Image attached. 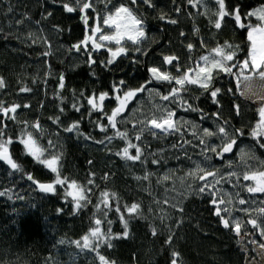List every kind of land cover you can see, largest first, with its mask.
I'll return each instance as SVG.
<instances>
[{"label": "trees", "instance_id": "trees-1", "mask_svg": "<svg viewBox=\"0 0 264 264\" xmlns=\"http://www.w3.org/2000/svg\"><path fill=\"white\" fill-rule=\"evenodd\" d=\"M227 2H241L245 10H248L264 3V0ZM206 3L209 8H215L214 0H206ZM152 4L153 7H148L138 2L135 6L145 21L146 39L140 45L141 51L136 52L132 50L133 46L128 45V54L118 57L114 64L105 68L100 61L106 60L109 54L102 49L93 52L97 63L89 68L85 63L86 54L71 50L72 45L84 35V26L78 14L65 13L52 0H0V77L5 81V87L0 88V103L5 106L21 105L15 113V121L2 115L0 121L7 124L6 132L14 140L9 150L22 169L10 175L11 170L0 162V191L7 192L0 196V264H98L94 253L80 252L74 245H61L58 241L79 239L92 226L94 215L101 217L95 205L99 203L102 191L115 193V198L110 201L113 209L117 204L122 212L124 205L139 203L141 206L140 215L130 219L129 238L114 240L111 249L106 246L100 249L101 254L116 264H170L173 250L180 253L181 264H246V256L239 247L238 237L233 231L225 229L213 214V206L209 203L211 196L198 192L204 182L198 179L201 174L197 171L199 165L206 171H217V179L224 177L221 180L224 191L230 189L233 194L235 189L232 184L240 183L236 191L239 196L251 201L248 204V209L253 208L251 216L256 214L254 209L264 207L263 194L248 196L244 186L251 182L247 181L243 185L242 179L245 171L243 167L247 164L253 162L259 170L264 168V149L249 135L257 119V107L238 95L233 97L226 93L228 87L234 88L230 77L220 74L214 82L216 87L225 90L220 97L221 120L211 115L217 111V106L212 104L207 93L197 86L189 85L188 91L182 93L183 98L194 107L202 109L207 116L201 120L200 112L184 111L177 100L173 110L181 131L172 134L157 132L154 137L150 130L145 129L140 141L135 140V135L142 127L137 121L150 117L156 111V105L148 104L145 91L138 93L118 118V128L127 131L132 142L142 147L141 161H126L115 155L116 151L125 146V142L119 138H114L110 143H95L103 140L105 135L114 136V131L109 128L104 133L96 127V121L103 124H107V121L100 112L89 115V106L80 97L81 92L85 96L93 92H109L110 98L105 100L104 108L110 113L117 104L112 93L114 83L124 80V90L137 88L152 80L148 69L154 66L173 75L177 74L174 67L162 64L163 55L179 56L178 63L183 71L193 67V61L207 54V50L217 43L227 40L245 47L246 34L234 29L232 21H228L227 26L218 32L211 27L209 17L202 14L204 9L192 8L187 0H152ZM98 7L102 8V5ZM177 7L181 9L179 13L175 11ZM48 11L53 15L45 19ZM161 15L166 19L161 20ZM25 16L28 18L25 19ZM21 19L24 22L17 24ZM168 19H176L178 23L170 24ZM54 25H58L62 31L55 30ZM181 31L185 36H180ZM201 41H204L206 47H201ZM188 43L194 45L191 53L187 50ZM45 52L50 54L45 56ZM93 72L95 75L91 74ZM61 74L65 77L63 90L57 86ZM173 86L152 80L146 90L164 95ZM22 87L32 91L21 92ZM57 92L63 100L57 97ZM159 101L160 97H157L154 103ZM233 101L241 105L239 116L231 109ZM73 103L83 105L80 112L71 107ZM25 104L30 107H23ZM60 108L64 109L63 113ZM127 114H131V118L125 117ZM56 117L60 118L59 124L53 122ZM223 120L229 121L227 127L230 135L235 134V129H241L244 135H236L233 154H224L221 158L210 151L205 152V144H200V138L207 145L217 144L219 150L221 137H204L202 130L208 128L215 131ZM37 121L42 131L38 132L31 127L27 130L44 147H47L48 140L57 145L55 150L49 151L62 153V175L91 189L87 193L91 203L75 215L70 199L65 202L64 189L57 186L55 195L42 194L26 178V174L31 173L41 182L53 179L50 171L26 154L18 140L25 128L24 122L31 125ZM75 121L80 123L78 131L65 132L64 128ZM133 124H136L135 128ZM194 132L196 135H193ZM85 136H91L92 139L86 140ZM131 151L135 154L134 149ZM241 152L243 159L238 156ZM153 159L160 162L152 164ZM190 172L196 175H189ZM230 172H236L240 179L229 177ZM105 174L107 179L104 178ZM145 175H148L147 180L143 179ZM89 179H93L94 184L89 185ZM229 191L224 194L228 195ZM19 197L24 199L20 200ZM166 200L168 203H164ZM228 207L232 208L233 214L240 212L236 210L240 209L237 201ZM181 208L182 212L179 210ZM57 209L63 211L58 213ZM237 216L241 221L251 218L245 213ZM108 219L113 221L111 228L114 233L122 231L119 216L114 210L109 211ZM102 227L106 229L108 226L104 224ZM153 228L157 232L155 236L152 235ZM244 233L256 236L259 231L245 224L241 235L245 236ZM169 235L173 236L171 244L165 243ZM246 245H250L249 240H246Z\"/></svg>", "mask_w": 264, "mask_h": 264}, {"label": "snow or ice", "instance_id": "snow-or-ice-1", "mask_svg": "<svg viewBox=\"0 0 264 264\" xmlns=\"http://www.w3.org/2000/svg\"><path fill=\"white\" fill-rule=\"evenodd\" d=\"M139 3H143L148 7H153L152 0H52L54 5L62 8L65 13L78 14L79 20L84 26V35L81 40L72 45V49L76 52H83L87 56L85 63L91 68L97 63V60L93 57V52H99L104 49L108 52V58L100 61V64L107 68L116 62L117 58L122 55H127L130 51L128 45L133 46L134 51L140 52L141 43L146 39V31L144 28L143 16L138 14L135 10V6ZM187 3L192 8H203V15L209 17V23L212 28L221 31L227 26L228 21L233 22L234 29L242 30L245 32V47H241L240 44L225 40L222 43H217L216 46L207 50V54L199 56L193 61V67H187L183 71L179 65V56L177 55H163L162 64L169 65L175 68L176 75L171 72L164 71L161 67H150L148 72L150 73L152 80L159 82H167L174 84L167 94L160 95L162 101L175 102L179 101V106L183 107L184 111H193L201 113V120H203L207 113H204L202 109L194 107L186 99L183 98L182 93L188 91L189 85L197 86L202 89L204 93H207L211 99L212 104L217 106V111L211 113L216 120H221V95L225 91L221 87L215 86V81L220 74L231 78V82H234V88L228 87L226 93L233 97L240 96L247 100L256 103V121L251 126L249 135L264 149V3H261L255 8H249L245 10L241 2L235 4H229L227 0H214L215 8H209L206 0H187ZM98 5H102L99 8ZM180 8L177 7L175 11L180 12ZM9 11H12L9 8ZM91 13V15L89 14ZM53 13L48 11L45 15V19L51 17ZM28 17L25 16V19ZM161 20H165L166 17L161 15ZM23 19L18 20L17 24H22ZM168 23L177 24L178 20L168 19ZM39 23V21H37ZM55 30L62 31L58 25L53 26ZM70 30V29H69ZM199 31V29H195ZM180 36H185L183 31L180 32ZM201 47H206L204 41L200 42ZM114 45L115 47H110ZM50 47V45H49ZM194 45L192 43L187 44V50L189 53L193 51ZM49 52H45L44 55H49ZM95 75V73H91ZM152 80L146 81L145 84H141L137 88H129L124 90L122 86L125 85L124 80H120L118 84L112 85V93L117 102L110 113L105 111L104 102L110 98L109 92H93L88 96H85L84 92L80 93V97L85 99L89 106V115L92 112H100L103 114V118L106 119L107 124L96 121V127L101 132L107 133L109 128L114 131V136L105 135L103 140H97L95 143L105 144V141L111 142L114 138H119L125 142V146L119 151L115 152L116 156L121 157L126 161L137 162L141 161L143 155V149L140 145L133 143L129 138L127 131H121L118 128V120L122 113L127 109L128 103L134 99L138 93L144 92L147 89V84H150ZM58 89L63 90L65 88V77L61 74L58 78ZM5 87V81L0 77V88ZM21 92H30L32 89L22 87ZM159 95V93H157ZM57 97H60L57 92ZM83 105L79 103H73L71 107L80 112ZM21 105L14 104L11 106H5L0 103V115L13 121L16 120L15 113ZM23 107H30L25 104ZM231 109L237 116L241 115V105L235 101L231 104ZM60 112L63 113L64 109L60 108ZM157 113H159L157 115ZM175 110L165 106H156V111L150 117H146L144 120L137 121L141 124L139 132L135 135V140L140 141L142 133L145 129L151 131L152 136H157V131L161 134H172L181 131V125L176 120ZM59 124L60 118L56 117L53 121ZM184 123H187L186 121ZM25 128L22 130L21 135L18 137L19 143L23 145L26 154L33 158V160L42 165L45 169L53 174V179L50 182H41L37 180L31 173L26 174L28 181H31L36 189L42 193L53 194L57 193V186L64 189L63 195L65 202L72 204L73 214H77L87 204L91 203L87 193L91 192L90 188H85L79 184L76 180H70L67 176H63L60 171V161L62 153L59 151H52L57 148V145L48 140L47 147L40 145L36 137L31 131H28V127L39 131H42L39 121L28 125L24 122ZM229 121L223 120L222 123L217 125L215 131L208 128H204V137H213L219 135L222 139L219 150L217 146L207 145L203 138H200V144H205V152L215 153L217 156L223 158L225 153L233 151L234 146L237 143L236 135H244L241 129H235L234 135H230L228 131ZM80 127L79 121L71 123L64 128L65 132L73 133L77 132ZM136 127V124H133ZM7 124L0 121V161L6 164L10 169V175L14 172L22 171L21 165L13 159L10 153V145L14 143L12 136H9L6 132ZM193 135H196L194 132ZM86 140L92 139L91 136H85ZM184 143H190L185 141ZM177 145H173L176 147ZM132 149L135 150V154L132 153ZM247 155V154H245ZM251 158V157H249ZM243 159V157H242ZM160 161L153 159L152 164H158ZM91 164V161H88ZM231 167V165H229ZM197 171L201 173L198 176L200 181H204L199 188L198 192L203 194L207 193L211 196L209 203L213 206V214L219 218L225 229L233 231L236 236H241L242 229L245 224L251 225L253 229L258 230L262 238H264V219L258 222L257 218H250L246 221H241L238 218L232 216V208L228 207L233 203L232 198L229 196L225 199L224 195L219 194V190L216 185L221 183L224 179L220 176L217 179V171H206L204 168L197 166ZM94 175V174H92ZM189 175H196L195 172H190ZM229 177H236L237 180L240 176L236 172L228 173ZM212 178L211 181L209 178ZM107 179V174H105ZM168 177L166 176L165 179ZM139 179V177L137 178ZM143 179L147 180L148 175H145ZM242 179L244 181H250L245 185V190L250 194L264 193V168L260 170H245L242 173ZM89 185L94 184L93 179L87 181ZM6 191H0V196L6 195ZM239 194L237 193V196ZM115 198V193H109L108 191H102L100 193V201L95 205L96 212L101 213V217H93L92 226L84 233L79 239L58 241L59 244H71L80 252L87 251L94 253L98 264H116L114 260L109 259L107 256L101 254V247L106 246L108 249L114 247V240L128 239L130 235V219L140 215L141 206L139 203H132L131 205H124V211H121L119 204L113 209L111 199ZM23 200L24 197H19ZM168 203V201H164ZM237 203L239 205H245L248 203L243 198H239ZM103 205V208L101 207ZM34 206V205H33ZM115 211L119 216V221L122 224V231L114 233L111 225L112 220L108 219L109 211ZM181 212L183 209H179ZM237 211L244 212L246 215L251 216V211L248 208L236 209ZM63 209H57V212H62ZM258 213L259 217H264V207L254 209ZM107 224V228H103L102 225ZM250 235V233H244ZM152 235H157L156 229H152ZM173 242V236L169 235L165 241L167 244ZM250 243L257 244L256 240H251ZM259 248L264 250V243H259ZM170 264H181L180 253L173 250L171 252Z\"/></svg>", "mask_w": 264, "mask_h": 264}, {"label": "rangeland", "instance_id": "rangeland-1", "mask_svg": "<svg viewBox=\"0 0 264 264\" xmlns=\"http://www.w3.org/2000/svg\"><path fill=\"white\" fill-rule=\"evenodd\" d=\"M130 45V44H129ZM111 46H113V47H115L114 45H111ZM156 81V80H155ZM145 95V97H146V99H147V101L149 102L148 104H155L156 106H159V105H165V106H167V107H169V108H171V109H173V104H175V102H169V101H162L161 99H160V101L159 102H156V103H154L155 101H156V99H157V97H160V95H158L157 93H156V91H152V90H146L145 91V93H144ZM241 99H243L244 101H246V102H248V103H250V104H253L255 107H258V105L256 104V103H253L252 101H250V100H247V99H245L244 97H241ZM132 101V100H131ZM130 101V102H131ZM129 104V103H128ZM153 106V105H152ZM155 109H156V107H154ZM159 113H157V115H158ZM125 117H127L128 119L129 118H131V114H127V115H125ZM176 118V117H175ZM176 120H177V118H176ZM178 122H179V120H177ZM155 131H157V132H159L158 130H155ZM217 144H214V146H216ZM238 156L239 157H241V159H242V157L244 158V155L242 154V152L241 153H239L238 154ZM251 169V170H259L258 169V166L257 165H255V163H250V164H247L245 167H243V169H245V170H248V169ZM197 178V177H196ZM195 179V178H194ZM233 180H235V179H233ZM194 181V180H193ZM197 181V179L195 180V182ZM211 181V180H210ZM244 181V180H243ZM202 182V181H201ZM247 181H244L243 182V185H245L244 183H246ZM202 183H205V182H202ZM252 183V182H251ZM237 184V185H236ZM236 184H232V188L233 189H235V191L233 192V194L229 191L230 189H227V190H225L224 191V189L222 188V185H221V183L220 184H218V185H216V188L219 190V192L220 193H222V195H225L224 194V192H226V191H229V194L228 195H225V196H227V197H231L232 199H233V203L231 204V205H229V206H232L233 204H234V201H238V199L239 198H243V199H245L244 197H242L241 195L239 196H237V189L241 186V184L240 183H236ZM237 188V189H236ZM246 194H248V196H249V194L250 193H247L246 192ZM261 194H263L262 195V197H263V199H264V193H260V195ZM252 196H254V194H252ZM246 200V199H245ZM246 201H248V203H246L245 205H239L240 206V208L242 207V208H248V204L249 203H251V201H249L248 199L246 200ZM254 203V202H253ZM257 203H259L258 201H256V204ZM255 204V203H254ZM255 204V205H256ZM258 205V204H257ZM252 210H253V208H252ZM240 213H243L244 214V212H234V214H233V212H232V216L233 217H235L236 216V218H238V216L237 215H239ZM251 218H257L258 219V222L260 221V220H262V219H264V217H259L258 216V213L256 212V214L255 215H253V216H250ZM259 234H257L256 236H255V234H251V235H241V236H236V237H238V239H239V241H240V249H241V251L244 253V255L246 256V264H264V250H261L260 248H259V243H264V238H262L261 236H258ZM246 240H249V246L247 247V245L245 246V242H246ZM251 240H256L257 241V244H252V243H250V241ZM253 255V256H252ZM250 256H252V257H250Z\"/></svg>", "mask_w": 264, "mask_h": 264}, {"label": "water", "instance_id": "water-1", "mask_svg": "<svg viewBox=\"0 0 264 264\" xmlns=\"http://www.w3.org/2000/svg\"><path fill=\"white\" fill-rule=\"evenodd\" d=\"M167 66H169V65H167ZM234 149H235V146H234V148H233V151L232 152H230V153H225V155L226 156H231L232 154H233V152H234ZM1 162V164H4L2 161H0ZM5 166H7L6 164H4ZM8 167V166H7ZM9 168V167H8ZM10 169V168H9ZM11 170V169H10ZM211 178V177H210ZM43 194V193H42ZM46 194V193H45ZM256 194H260V193H256Z\"/></svg>", "mask_w": 264, "mask_h": 264}]
</instances>
